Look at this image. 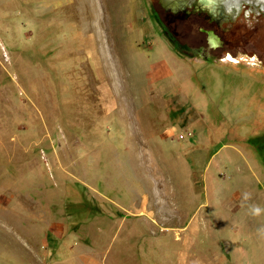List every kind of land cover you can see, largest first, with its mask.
Returning <instances> with one entry per match:
<instances>
[{"label":"rangeland","instance_id":"1","mask_svg":"<svg viewBox=\"0 0 264 264\" xmlns=\"http://www.w3.org/2000/svg\"><path fill=\"white\" fill-rule=\"evenodd\" d=\"M0 264H264V0H0Z\"/></svg>","mask_w":264,"mask_h":264},{"label":"flooded vegetation","instance_id":"2","mask_svg":"<svg viewBox=\"0 0 264 264\" xmlns=\"http://www.w3.org/2000/svg\"><path fill=\"white\" fill-rule=\"evenodd\" d=\"M202 5H208V6H216L220 2H233L236 3L238 0H200ZM201 10H180L182 13H176L175 11L172 10H163L165 11L166 18L164 19L160 12L155 10V16L156 19L160 20L162 29L168 34V36L171 38L173 43L175 45H179L178 42H180V38H185L187 39L188 37L191 36V32H188L187 29L190 31L194 28V25H199V34H197L198 37L192 38L193 41L196 42V49L192 50L194 51L193 53H200L206 52L210 53L211 50H215L217 48H221L222 43L219 42L216 43L214 41L209 42V46H207L205 43L207 42L206 36L209 34V32L206 30V28L213 29L214 32H216L217 28L221 26L220 20L224 19V16L222 15V12L224 11V6H220L219 12H220V17H216L213 15V13L210 14V12H203ZM214 12V11H213ZM226 13V12H225ZM246 13L247 16L250 18L256 17L257 13L254 10H249V8L246 6ZM209 23L208 25L206 24ZM218 26V27H217ZM206 27V28H205ZM253 29V28H252ZM226 31H231L230 27L226 29ZM212 34V33H211ZM246 34L250 35V32H247ZM251 37V35H250ZM180 48V47H178ZM246 51V48L243 50Z\"/></svg>","mask_w":264,"mask_h":264},{"label":"clouds","instance_id":"3","mask_svg":"<svg viewBox=\"0 0 264 264\" xmlns=\"http://www.w3.org/2000/svg\"><path fill=\"white\" fill-rule=\"evenodd\" d=\"M255 211H256V213L258 214L260 210H259V209H256Z\"/></svg>","mask_w":264,"mask_h":264},{"label":"snow or ice","instance_id":"4","mask_svg":"<svg viewBox=\"0 0 264 264\" xmlns=\"http://www.w3.org/2000/svg\"><path fill=\"white\" fill-rule=\"evenodd\" d=\"M231 57H229V59H230Z\"/></svg>","mask_w":264,"mask_h":264}]
</instances>
